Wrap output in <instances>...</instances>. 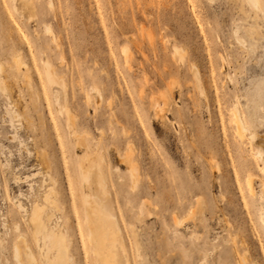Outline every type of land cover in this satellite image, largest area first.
<instances>
[{
	"label": "rangeland",
	"instance_id": "rangeland-1",
	"mask_svg": "<svg viewBox=\"0 0 264 264\" xmlns=\"http://www.w3.org/2000/svg\"><path fill=\"white\" fill-rule=\"evenodd\" d=\"M18 54L31 89L9 71ZM0 62V264L20 235L40 253L29 220L51 176L76 261L95 264L72 227L85 156L104 160L133 264H237L235 237L264 264V0H0Z\"/></svg>",
	"mask_w": 264,
	"mask_h": 264
},
{
	"label": "bare ground",
	"instance_id": "bare-ground-1",
	"mask_svg": "<svg viewBox=\"0 0 264 264\" xmlns=\"http://www.w3.org/2000/svg\"><path fill=\"white\" fill-rule=\"evenodd\" d=\"M246 1L251 7L260 9V0ZM46 30L51 32V27L47 26ZM247 31L249 34L259 36L261 34V26L254 21L250 24ZM240 36L238 37L239 41L243 42V37ZM52 39L54 42H57L58 40L57 36L54 34H52ZM13 61L14 65L11 67L13 70H9L11 71L12 76L16 79L17 77H21L23 82L31 89L33 78L28 64L26 63L27 61L25 62L20 54L15 55ZM4 70L5 66L0 62V72H3ZM54 73H56V71ZM57 78H59V76ZM2 82L3 81H1L0 78V86L3 89H6L7 86ZM35 106H37L36 102ZM69 118L70 117L67 119ZM234 122L237 132L240 136H243V132L247 130V127L244 118H242L238 109H236L234 113ZM74 130L77 132L76 128ZM74 137H76L77 145L83 146L87 150L89 149V144L85 142L83 136L75 133ZM82 160L83 165L80 170L84 187L83 213L80 216L77 215V222L75 226L72 227L76 229L80 243L89 246L95 264H133L129 244L120 216L116 212L111 200L108 198V181L106 178L107 173L104 169V160L100 156L96 159L90 156H85ZM124 160L127 163V170L132 182V187L135 188L136 184L141 179L140 168L132 158L125 156ZM47 172L49 171L47 170ZM49 175H47V177ZM52 177L53 176H51L52 185L45 192L43 204L40 205L41 203H36L33 206L29 220L32 234L38 248L40 249V253L34 249V246L25 235H20L19 242L15 243L13 250L17 264H78L76 257L71 250L73 239L70 234V218L64 215L65 211L62 193L57 187L58 181L54 178L52 179ZM252 181L253 179L251 178L249 180V189L253 193L255 188L253 185L254 181ZM147 207L149 208L147 202L143 201L141 205L142 213H145L143 210ZM47 208L60 211L63 215L55 221L54 213L51 211L48 212ZM142 215H138L135 220L140 223L143 218H141ZM173 218L176 224H181L179 217L174 216ZM53 222L55 223L52 224ZM133 236L136 239L135 232ZM232 251L235 255L237 264H253L247 248V239L245 237L240 239V241L236 240V237L232 240Z\"/></svg>",
	"mask_w": 264,
	"mask_h": 264
}]
</instances>
